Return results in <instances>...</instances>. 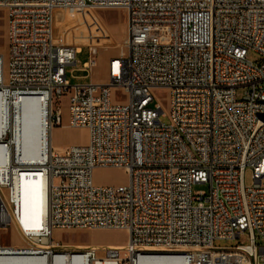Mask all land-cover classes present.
Masks as SVG:
<instances>
[{"label":"built area","instance_id":"obj_1","mask_svg":"<svg viewBox=\"0 0 264 264\" xmlns=\"http://www.w3.org/2000/svg\"><path fill=\"white\" fill-rule=\"evenodd\" d=\"M0 7L8 42L7 59L0 54V238L16 224L25 241L0 242V255L48 264H63L61 257L71 264L264 263L257 242L264 238V0H0ZM84 7L126 14V50L108 60L104 83L72 84L67 67L83 47L55 39L57 11ZM89 51L87 73L97 65L96 47ZM155 88L170 90L168 112ZM114 89L125 102L113 101ZM26 97L39 99L45 140H52L39 162L24 161L17 147ZM57 126L85 128L88 142L59 150ZM100 167L122 168L128 182L96 184ZM32 177L45 180L42 227L22 217L18 184ZM55 229H118L128 240L103 254L64 251ZM243 235L246 244L215 245Z\"/></svg>","mask_w":264,"mask_h":264},{"label":"rangeland","instance_id":"obj_2","mask_svg":"<svg viewBox=\"0 0 264 264\" xmlns=\"http://www.w3.org/2000/svg\"><path fill=\"white\" fill-rule=\"evenodd\" d=\"M7 12L0 7V54L5 59L8 57V42L6 38ZM55 39L59 43L82 46L83 49L78 53L76 65L67 67V79L72 84L86 83L90 80L107 79L108 60L115 55L125 52V40L128 33L127 18L122 8H92L84 7L71 10H59L56 13L54 21ZM96 47L98 54L97 65L92 72L83 70V64L89 59V47ZM249 58L257 62L260 56L255 52L249 53ZM86 74H89L87 77ZM246 88L237 89V97L240 99L244 95ZM155 98L162 104L163 109L168 112L170 108V90L167 88L153 89ZM66 102V97L64 98ZM113 101L121 103L126 101L119 89L113 91ZM168 122V118H161ZM68 121V107L63 108V124ZM53 142L55 146L66 148L71 145H82L88 142V131L82 128H69L67 126H57L53 131ZM94 182L102 185L119 186L128 182V175L122 168H97L93 173ZM246 183H253L252 172L247 170ZM264 184V179L262 180ZM26 185L28 197L26 201L34 206V222L32 225L42 227L43 214L45 211V202L41 193V178H24L20 185ZM19 185V184H18ZM204 185H195L193 190L205 189ZM19 201L23 203L21 189L17 190ZM35 192V194H34ZM40 198L43 206H41ZM20 205V204H19ZM40 208V209H39ZM23 217V215H22ZM42 220V221H41ZM26 224V219L23 217ZM35 223V224H34ZM42 223V225H41ZM54 241L58 248H66V251L73 250L76 245H89L95 248L97 244L117 243L125 244L128 240V233L118 229H55ZM1 244L5 245H23L25 241L21 238L17 230V225L13 224L8 229L1 230ZM247 235L232 240L219 239L215 241L216 246L230 247L237 244L248 243ZM259 245H264V238H257ZM102 249V248H99ZM103 254V250H99ZM259 264H264L262 261Z\"/></svg>","mask_w":264,"mask_h":264},{"label":"bare ground","instance_id":"obj_3","mask_svg":"<svg viewBox=\"0 0 264 264\" xmlns=\"http://www.w3.org/2000/svg\"><path fill=\"white\" fill-rule=\"evenodd\" d=\"M24 103L28 105L26 110L19 114V125L16 122L17 133V147L22 153V159L26 162H39L41 159L42 150L45 147H52V140H45V131L43 129V116L40 111L39 99L36 97H26ZM19 129V130H18ZM7 154H14V145H7ZM41 178V177H40ZM42 186L41 193L45 202V211L43 214V224L47 215V194L45 188V180L41 178ZM20 184V183H19ZM18 189L21 187L18 185ZM22 190V189H21ZM40 209V208H39ZM42 225V223H41ZM126 244V243H125ZM125 244L107 243L97 244L94 249L107 250V249H119ZM72 248L75 251H81L90 249L89 245H76ZM66 248H64V251ZM63 264H71L59 258ZM0 264H48V260L45 258L38 257H20L16 255H0ZM73 264V263H72Z\"/></svg>","mask_w":264,"mask_h":264},{"label":"crops","instance_id":"obj_4","mask_svg":"<svg viewBox=\"0 0 264 264\" xmlns=\"http://www.w3.org/2000/svg\"><path fill=\"white\" fill-rule=\"evenodd\" d=\"M93 82H96V83H104L107 81V79H97V80H92ZM69 128H72V127H69ZM83 129V128H82ZM85 129V128H84ZM59 150H64L65 148H61V147H58L56 146ZM19 186L21 187V192H22V199H23V203H22V214H23V217L26 219V225H32L31 222H34V217H33V213H34V206H31L27 201H26V198L28 197L29 193H28V187L26 185H20ZM35 194V192H34ZM40 203H41V206H43L42 204V201H41V198H40ZM35 224V223H34ZM35 226H37L35 224Z\"/></svg>","mask_w":264,"mask_h":264},{"label":"water","instance_id":"obj_5","mask_svg":"<svg viewBox=\"0 0 264 264\" xmlns=\"http://www.w3.org/2000/svg\"><path fill=\"white\" fill-rule=\"evenodd\" d=\"M259 118L264 122V111L259 114Z\"/></svg>","mask_w":264,"mask_h":264}]
</instances>
